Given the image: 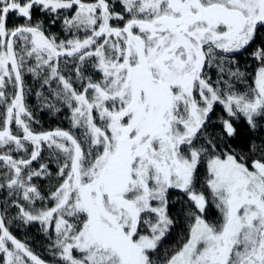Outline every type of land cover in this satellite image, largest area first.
<instances>
[{"label":"snow or ice","instance_id":"obj_1","mask_svg":"<svg viewBox=\"0 0 264 264\" xmlns=\"http://www.w3.org/2000/svg\"><path fill=\"white\" fill-rule=\"evenodd\" d=\"M0 264H264V0H0Z\"/></svg>","mask_w":264,"mask_h":264},{"label":"trees","instance_id":"obj_2","mask_svg":"<svg viewBox=\"0 0 264 264\" xmlns=\"http://www.w3.org/2000/svg\"><path fill=\"white\" fill-rule=\"evenodd\" d=\"M26 80L29 85L35 84V81L31 77H26ZM29 104L40 121L39 127H42L44 130L67 127V120L51 115L47 109L41 110V101L35 95L29 97ZM10 229L18 239L27 242L37 254L46 256L45 242L43 234L39 231V225H24L17 221L10 225Z\"/></svg>","mask_w":264,"mask_h":264}]
</instances>
